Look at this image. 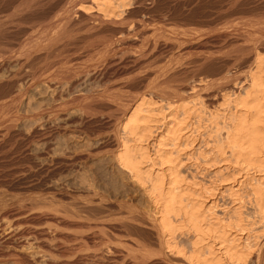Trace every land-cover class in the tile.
Masks as SVG:
<instances>
[{"label": "rangeland", "instance_id": "1", "mask_svg": "<svg viewBox=\"0 0 264 264\" xmlns=\"http://www.w3.org/2000/svg\"><path fill=\"white\" fill-rule=\"evenodd\" d=\"M74 1L78 2L79 9L81 10L86 9L87 4L89 3L87 0ZM263 1L264 0H131L128 9L124 13L125 15L123 14L124 16L122 15V18H114L116 22L113 21V18H108L107 20L112 19L110 20L112 22L108 21L107 27L98 28L96 29V32L92 31L87 34V32L77 31V35L75 33L74 36L76 43L79 44L80 41L88 39L89 43L84 46L80 45L79 49L74 51L61 52L59 54L60 57H51L50 61L52 60L62 63L58 66V70L67 72L78 66L77 64L85 63L88 61L87 58L85 59L88 51L89 53L95 52V54H98V56L90 61V63L96 65L97 67L106 62L107 59H113L114 61L121 59L128 60V57L134 56L135 54L136 55L134 57L137 61L140 59L138 62L141 61L140 63H142L143 66H146L149 62L148 59L150 62L146 67H144L146 69H144L142 74L143 78L141 77V79H132V75H120L118 77L112 76V78H109L111 80L108 79L105 82L99 80L90 81L87 83L88 85L86 84L88 87H85L82 92L79 88H77L72 94H77L78 92L84 93L85 91L86 94L84 93L81 95L80 100L73 104L69 102L72 95L67 91V80H62L61 86L63 94L61 95V102L67 103L66 106L61 107L56 113L47 112V116H38L37 119H35V122L30 120L31 118H28L23 121L17 129H14V131L12 130L13 132H6L5 127L3 129V126H0V220H3L6 224L11 223L12 229L15 232L19 231V233H23L25 235L23 237L24 240L21 241L20 237V239L16 240L12 246H5L3 241L0 239V247H6L7 250L9 249L8 252L5 251L7 252L6 254L13 253L11 255L9 254V256L5 253L4 255H0V264H62L63 262V264H188L187 257L189 258L191 255L187 256V254L189 255L190 252L193 253V250H198L199 252L203 249L206 254H204L203 251L201 254L199 252L200 257H203V255V258H206V256L208 257V253L211 250V252H214H210L214 256H211V259L215 257L217 258L218 256L221 262H223L222 264H234L228 257H224L221 253L217 252V243H223L226 238L233 240V245L230 243L232 241L227 239L223 243L225 244L223 245L224 247H227L230 244V246L238 244L237 246L240 247H238V250L242 249L241 251L244 253H250L246 264H264V221L256 215L255 205L253 203L254 201L251 200L253 198L250 195L252 191L258 188V184L261 183V185H264V169H261L262 172L257 174L255 170L258 169L253 170L255 167L253 168V166H249L244 163L242 159L233 157L230 154V150H226L227 152L225 151L226 155L225 152L221 153L214 139L215 123L221 122V116L228 114L225 110H227L228 98H226V96L228 95L227 93L229 90L224 91V88L221 87L220 89L219 86H216L222 77L218 70L225 65L227 71H230H228L229 73L238 75L240 71L245 68V66L254 61V50H248L249 48H254L256 40L261 36V29L264 27ZM1 11L0 17H3L5 15V8L2 7ZM249 21H251V23H249ZM256 21L258 22L256 23ZM128 24L130 25L129 27L126 26ZM262 25L263 27H261ZM131 26L136 28H132ZM184 29H188V31L194 33V35L191 37L184 35L183 33L187 31H184ZM196 33H199V35ZM165 34L168 37L170 35L172 39L167 38ZM166 41L168 43H166ZM191 41L194 44L192 43L189 45ZM158 43L161 44L158 45ZM104 44H108L106 46L109 49L108 52L111 54H108V52L107 54L99 53L100 50L104 48L101 47L104 46ZM66 53L68 54L67 57L71 58L70 60H75L73 63H66ZM56 54L58 55V53ZM80 54L81 56H79ZM262 55L264 56V53ZM75 63L77 64L75 65ZM166 71L168 72L166 73ZM36 89V91L33 90L30 94V107L28 109L29 115L39 113V108L40 110H42L41 108H43V110L47 109V107L54 102L52 93H50L52 92L51 90L45 88L44 86ZM217 93L221 95L222 93L225 94L223 95L225 98L221 95L217 96ZM48 94L50 95L48 96ZM180 96H182V99ZM10 99L12 98H5L4 101H9ZM48 100H50L51 103ZM31 102L33 104H31ZM85 104L87 107L84 106ZM140 104L142 106L145 105L143 107L144 109L151 108L150 114H152V118L155 120H159L163 115H167V109L169 106V108L172 109L179 107L180 110L182 109V111L184 110L188 112L189 115L186 117L183 116V113H180L177 115L176 119H174L175 121L177 120V122L181 121V119H185L183 124H186V126L181 124L178 127L173 124L175 128L181 127L185 130L181 132V139H179L178 142L176 141V143L174 142V147L173 143L171 145V143L165 142L167 145L165 148L167 153L166 157L170 156V160H174V162H172L173 165H171L174 169H176V176L174 175L170 177V171H166L165 168L167 165L160 166L157 159L156 161L158 164L154 170L155 172L153 171L152 174L149 172V174H145L149 175L148 178L151 180L152 178L154 180L158 174L163 177L167 184L171 182V185H173L172 188H167L169 190L174 189V192H179V190H181L179 195L181 194V199L183 198L182 202L184 205L188 206L193 204V202V205L196 207L197 205L198 207L200 205L201 211L203 212L202 215L206 218V220L204 218V225L206 226L208 224V228H211L212 230H217V228H219L218 230L221 233H219L220 235L223 233L226 234L222 235L224 238L223 240H214V234H208L210 237L207 235L208 237L205 236V239L203 238L201 240L202 242H199L200 240L197 239L198 241H196L193 236L189 235L187 229H182L180 233L176 232L174 235L171 234L170 237H167L168 239L170 238L168 240L165 238L166 236L164 237L160 234L157 220L153 219L155 218L153 216L158 211V206H156L155 201L149 194L151 189V186L149 185L150 180L145 177V174L143 178H146L149 181L144 179V186L137 182L129 172L121 168V166H119V164L113 159V155H106L107 157L103 156L102 158V155L96 154L95 152L89 153L90 151H88V149H90L93 144L92 141L94 137H91L89 134H84L82 132V128H86L88 126L89 130L93 133H96L98 130L95 135H99V133H101L99 136V138L101 137V140H104L108 136H110V138H114L122 120L121 111H117V109L121 110L123 108H127L128 106L132 108ZM204 104L208 108H205ZM88 105L90 107H96L98 114L96 112V114H90L88 110L90 107ZM203 108L206 113L202 110ZM115 110L117 112H115ZM25 111L26 108L23 109V112ZM35 111L37 113H35ZM204 113L206 115H204ZM154 114L156 116H154ZM243 116L246 117V113L243 114ZM60 117H63L65 120H59L58 118ZM200 118H202V121ZM211 118H216L213 119L215 120L213 121V124L211 123ZM218 118L219 120H217ZM83 119L86 121L84 122ZM57 120L60 121V124ZM177 122H175V124ZM33 123L34 125H31ZM40 125L43 127L41 128ZM48 126L50 128L49 130L46 128ZM114 126L115 128L112 129ZM34 127L38 128V130L41 128L40 131L44 133L48 130L46 133L47 135L44 134L45 136L41 137L42 139L38 138L39 141L35 139L30 142L29 144L31 145L28 144L26 146L28 148H25L19 137L11 139V135L13 136L14 133H21L24 136H27V134L29 135V133L31 134L32 130H30V128L33 129ZM65 127L67 128L66 130ZM68 130H70V132ZM49 132L50 134H48ZM157 132L160 133V131ZM148 140V144L150 145V154L153 157L159 137L157 140L152 138ZM81 142L83 144H81ZM50 143H52V150L54 149V153L56 154L48 156L44 152H46V148L48 147L47 144L51 145ZM61 143H66L67 146L66 144L63 145ZM58 145H60L59 148ZM153 147H155V150ZM75 148L78 152L83 153V156L89 155L86 157L87 159L85 158L86 160L83 159L75 163L73 162V164L72 162L70 163L68 159H71L72 153L76 151ZM79 148H82L83 150ZM61 151L64 152L63 155ZM163 155H165V153ZM66 157L67 159H65ZM153 158L155 159L156 157ZM243 163L248 166V169ZM53 164L56 165L53 166ZM81 164L82 166H80ZM145 165L144 171H148L146 169L149 166L148 164ZM49 166L50 168L52 166L53 167L50 169ZM157 169L160 170L156 174ZM21 170H26L27 172H22ZM174 177H177L179 180L174 179ZM171 179L172 181H170ZM174 180L180 182L178 183L175 181L174 183ZM171 185L168 184V186ZM256 186L257 188H255ZM253 188L254 190H252ZM115 205L117 209L115 208ZM106 206H110V208H105ZM7 212H10V214L6 217L5 215ZM122 216L125 217V219L129 218L125 220ZM116 218H120L119 222L122 218L121 224L119 222L117 223ZM176 219L177 218L174 219L173 217L170 219L173 221L172 224L170 223L173 227L177 222L181 223L182 221L181 218ZM112 220H116L114 221L116 224ZM124 220L126 222L125 224ZM129 220L131 223L135 222L130 226L129 224L131 223ZM135 223L138 225H135ZM145 223L150 224L147 226ZM121 227H124V229ZM148 227L151 228L149 229ZM33 229L36 231H38V229L39 231L45 230V237L48 238V243H46L48 246L45 245L47 249H45V247H43L44 249L42 247H37V240L28 235L29 230ZM173 232L174 230L171 233ZM219 234L215 236L218 237ZM172 236L173 238L171 239ZM54 240L56 241L53 242ZM203 240L206 243H203ZM214 241H216V244ZM194 242L197 243L195 244ZM49 243L51 247L49 246ZM193 243L196 246V249H194ZM53 244L55 247L52 246ZM210 245L212 248L209 249ZM56 247H58V250L55 249ZM63 247L67 250L63 249ZM39 250H41V252H39ZM63 250H65V252ZM183 253H185L184 255L186 257ZM73 259L75 260V263L73 262Z\"/></svg>", "mask_w": 264, "mask_h": 264}, {"label": "bare ground", "instance_id": "2", "mask_svg": "<svg viewBox=\"0 0 264 264\" xmlns=\"http://www.w3.org/2000/svg\"><path fill=\"white\" fill-rule=\"evenodd\" d=\"M89 3L87 4L86 9H79L78 2H75L74 0H0V11L1 8L4 7V16L0 17V126H3L2 128L6 132H11L14 129H17L20 124L25 121L28 118H31L33 122H35L38 116H44L47 112L49 113H56L61 107L66 106L67 103H62V97L63 94L62 90V80H67V91L72 95L69 102L72 104L79 101L81 98V95L84 93H81L86 86L87 83L90 81H107L112 76H120V75H132V79L137 80L138 78H143V71L144 67L148 65L150 60L148 59V63L146 66H143L142 63L138 62L137 59L134 56L128 57L129 60H118L114 61L113 59H107L106 62H104L100 66H96L92 63H90L93 58L98 56L95 52L89 53V51L86 53L85 59L87 58L88 61L82 64H77L75 68L71 69L70 71L64 72L61 70H58V66H60L62 63L58 61H50V58L54 56L57 57L61 52H68V51H74L76 49H79L80 45H87L89 42L88 40H82L79 44L76 43L74 36L75 33L78 31L82 32H89L95 31L98 28H105L107 27V23L112 22L110 20H107L108 18H114L117 17L122 18L121 16L125 13V11L128 9L131 0H87ZM229 1V0H228ZM240 1V0H238ZM261 1V0H260ZM233 2V1H232ZM257 2V1H255ZM264 2V1H263ZM228 3V2H227ZM239 3V2H237ZM253 3V2H252ZM249 4V3H248ZM82 5V4H81ZM194 5V3H193ZM231 5V4H230ZM259 5V4H258ZM257 5V6H258ZM250 6V5H249ZM84 7V6H83ZM236 7V5H235ZM253 8V7H251ZM85 10V11H83ZM264 10V9H263ZM94 11V12H92ZM2 13V11H1ZM254 14V13H252ZM258 14V13H257ZM261 14V13H259ZM125 15V14H124ZM123 15V16H124ZM263 15V14H261ZM254 16V15H253ZM258 16V15H257ZM260 17V16H259ZM257 17V18H259ZM192 18V17H191ZM200 18V17H199ZM261 18V17H260ZM264 18V17H263ZM118 19V18H117ZM183 19V18H182ZM193 19V18H192ZM262 19V18H261ZM98 20V21H97ZM121 20V19H120ZM119 20V21H120ZM123 20V19H122ZM181 20V19H180ZM253 20V19H252ZM251 20V21H252ZM195 21V20H194ZM249 21V23H251ZM261 21V20H259ZM98 22V23H97ZM116 22V21H115ZM139 22V21H138ZM142 22V21H141ZM255 22V21H254ZM252 22V23H254ZM258 21H256L257 23ZM114 23V22H113ZM121 23V21H120ZM182 23V22H181ZM236 23V22H235ZM247 23V22H246ZM136 24V23H135ZM141 24V23H140ZM139 24V25H140ZM144 24V21H143ZM147 24V23H146ZM191 24V23H189ZM123 25V24H122ZM138 25V24H137ZM142 25V24H141ZM140 25V26H141ZM179 26V24L177 23ZM193 25V24H192ZM109 26V25H108ZM129 27L130 25H126ZM144 26V25H142ZM177 26V27H178ZM185 26V25H184ZM201 26V25H200ZM258 26V25H257ZM111 27V26H110ZM121 27V26H120ZM123 27V26H122ZM132 28H136L134 26H131ZM130 27V28H131ZM182 27V26H181ZM187 27V26H186ZM191 27V26H190ZM263 27V25L261 26ZM131 28V29H132ZM140 28V27H139ZM143 28V27H142ZM148 28V27H147ZM155 28V26H154ZM180 28V27H179ZM183 28V27H182ZM194 28V27H192ZM191 28V29H192ZM260 28V27H259ZM150 29V28H149ZM176 29V28H175ZM178 29V28H177ZM129 30V29H128ZM148 30V29H147ZM157 30V29H156ZM181 30V29H180ZM187 30V31H186ZM184 29L186 32H181L186 36H193L194 33H191L188 31V29ZM196 30V28H195ZM142 31V30H141ZM135 32V31H133ZM147 32V31H146ZM154 32V30H153ZM194 32V31H193ZM196 32V31H195ZM94 33V32H93ZM99 33V32H98ZM128 33V32H127ZM148 33V32H147ZM81 34V33H80ZM91 34V33H90ZM103 34V33H102ZM113 34V33H112ZM124 34V33H123ZM122 34V35H123ZM144 34V33H142ZM156 34V33H155ZM199 35V33H196ZM201 34V33H200ZM77 35V33H76ZM105 35V34H104ZM120 35V36H122ZM138 35V34H137ZM161 35V32H160ZM166 35V34H165ZM172 35V34H171ZM197 35V36H198ZM251 35V34H250ZM261 36L256 40L254 48H249L248 51L251 49L255 52V58L252 63L245 66V68L240 71V73L232 74L227 71L225 68V65L222 66L218 71L219 74L222 76L219 82L216 86H219L224 88L225 90H229L226 95L227 100V110H225L228 114L222 115L220 118L221 122H217L219 118L216 120L217 123L215 126V141L219 147V150L221 153L225 152L226 150H230V154L233 157H237V159H242L244 163L248 164L249 166H253V170L258 174L259 172H262L261 169H264V56L262 55L264 53V27L261 29ZM136 36V35H135ZM140 36V35H139ZM145 36V35H144ZM155 36V35H153ZM167 36V35H166ZM196 36V35H195ZM228 36V35H227ZM239 36V35H238ZM246 36V35H245ZM89 37V36H88ZM101 37V35H100ZM105 37V36H104ZM125 37V36H124ZM123 37V38H124ZM147 37V36H146ZM231 37V36H230ZM243 37V36H242ZM90 38V37H89ZM99 38V37H97ZM107 38V37H106ZM115 38V37H114ZM139 38V37H136ZM167 38H171L167 36ZM105 39V38H104ZM120 39V38H119ZM125 39V38H124ZM143 39V38H141ZM160 39V38H159ZM172 39V38H171ZM108 40V39H107ZM111 40V39H110ZM122 40V38H121ZM120 40V41H121ZM127 40V39H126ZM130 40V39H129ZM128 40V41H129ZM147 40V39H146ZM150 40V38H149ZM175 40V39H174ZM177 40V39H176ZM185 40V39H184ZM123 41V40H122ZM125 41V40H124ZM132 41V40H131ZM137 41V40H134ZM133 41V42H134ZM93 42V41H92ZM99 42V41H98ZM126 42V41H125ZM145 42V41H144ZM155 42V41H154ZM161 42V41H160ZM170 42V41H169ZM100 43V42H99ZM98 43V44H99ZM102 43V42H101ZM111 43V42H109ZM136 43V42H135ZM156 43V42H155ZM166 43H168L166 41ZM193 42L191 41L190 44ZM205 43V42H204ZM63 44V45H62ZM91 44V43H90ZM89 44V47H90ZM95 44V43H94ZM161 43H158V45ZM164 44V43H163ZM170 44V43H169ZM174 44V43H171ZM194 44V43H193ZM197 44V43H196ZM251 44V43H250ZM62 45V46H61ZM102 45V44H101ZM100 45V46H101ZM108 44H104L103 49L100 50V54H107L109 49L107 48ZM126 45V44H125ZM128 45V44H127ZM136 45V44H135ZM156 45V44H154ZM165 45V44H164ZM198 45V44H197ZM205 45V44H204ZM61 46V48H60ZM96 46V44H95ZM122 46V45H121ZM157 46V45H156ZM193 46V45H192ZM191 46V47H192ZM201 46V45H199ZM120 47V46H119ZM171 47V46H170ZM195 47V46H194ZM87 48V47H86ZM121 48V47H120ZM156 48V47H154ZM241 48V47H240ZM88 49V48H87ZM100 49V47H99ZM115 49V48H114ZM162 49V48H161ZM246 49V48H245ZM145 50V49H144ZM156 50V49H155ZM159 50V49H158ZM244 50V48H243ZM141 51V50H140ZM152 51V50H151ZM165 51V50H164ZM163 51V52H164ZM174 51V50H173ZM189 51V50H188ZM246 51V50H245ZM159 52V51H158ZM162 52V51H161ZM186 52V51H185ZM58 53V55L56 54ZM110 52H108L109 54ZM148 53V52H147ZM151 53V52H150ZM156 53V52H155ZM167 53V52H166ZM188 53V52H187ZM247 53V52H246ZM67 54V53H66ZM111 54V53H110ZM146 54V53H145ZM152 54V53H151ZM163 54V53H162ZM240 54V53H239ZM65 55V54H64ZM63 55V56H64ZM77 55V54H76ZM132 55V54H131ZM158 55V54H156ZM165 55V54H164ZM262 55V56H261ZM66 55V63H73L75 60H70V57H67ZM81 56V54L79 55ZM100 56V55H99ZM121 56V55H120ZM253 56V55H252ZM60 57V56H59ZM62 57V56H61ZM119 57V56H118ZM124 57V56H123ZM144 57V56H141ZM153 57V56H152ZM160 57V56H159ZM158 57V58H159ZM138 58V57H137ZM147 58V57H146ZM145 58V59H146ZM154 58V57H153ZM161 58V57H160ZM209 58V57H208ZM207 58V59H208ZM57 59V58H56ZM82 59V58H81ZM84 59V58H83ZM116 59V58H114ZM201 59V58H200ZM206 59V60H207ZM224 59V58H223ZM253 59V58H252ZM144 60V59H143ZM210 60V58H209ZM208 60V61H209ZM250 60V59H249ZM206 61V62H208ZM212 61V60H211ZM251 61V60H250ZM64 62V61H63ZM146 62V61H145ZM210 62V61H209ZM214 62V61H213ZM212 62V63H213ZM220 63V62H219ZM249 63V62H248ZM206 64V63H205ZM204 64V65H205ZM211 64V62H210ZM150 65V64H149ZM221 65V64H220ZM223 65V64H222ZM240 65V64H239ZM181 66V65H180ZM203 66V65H202ZM210 66V65H209ZM219 66V64H218ZM205 67V66H203ZM208 67V66H206ZM234 67V66H233ZM148 68V67H147ZM171 68V67H170ZM218 68V67H217ZM179 69V68H178ZM229 69V68H228ZM169 70V68H168ZM172 70V68H171ZM175 70V69H174ZM207 70V69H206ZM168 71H166L167 73ZM170 72V71H169ZM165 73V72H164ZM163 73V75H164ZM237 73V72H236ZM154 74V73H153ZM170 74V73H169ZM185 74V73H184ZM162 75V76H163ZM168 75V74H167ZM166 77V74H165ZM169 77V76H168ZM116 78V77H115ZM145 78V77H144ZM147 78V77H146ZM171 78V77H170ZM216 78V77H215ZM218 79V78H217ZM111 80V79H109ZM172 80V79H171ZM109 82V81H108ZM97 83V82H96ZM215 83V82H214ZM66 84V83H65ZM211 84V83H210ZM88 85V84H87ZM102 85V84H101ZM206 85V84H205ZM209 85V84H208ZM44 86L45 88L51 90L52 92V98L54 102L47 107V109L39 110V113L35 111L37 114L29 115L28 109L30 107V94L33 90H35L38 87ZM107 86V85H106ZM215 86V87H216ZM66 87V85H65ZM211 87V86H210ZM209 87V88H210ZM214 87V88H215ZM79 88L81 91L79 94H72L76 89ZM107 88V87H106ZM65 89V88H64ZM196 89V88H195ZM218 89V88H217ZM37 90V89H36ZM35 90V91H36ZM40 90V88H39ZM45 90V89H44ZM88 90V89H87ZM109 90V88H108ZM119 90V89H118ZM214 90V89H213ZM48 91V90H47ZM199 91V90H198ZM219 91V90H217ZM46 92V91H45ZM48 93V92H47ZM90 93V92H89ZM104 93V92H103ZM86 94V93H85ZM175 94V93H174ZM211 94V92H210ZM218 94V93H217ZM43 95V94H42ZM50 94H48L49 96ZM179 95V94H178ZM216 95V94H215ZM221 94H218L219 96ZM225 94L222 93L221 96ZM183 96V95H182ZM182 96L181 99H182ZM41 97V96H39ZM202 97V96H201ZM213 97V96H212ZM224 97V96H223ZM222 97V98H223ZM5 98H12L9 101H4ZM35 98V97H34ZM208 98V96H207ZM211 98V97H210ZM209 98V99H210ZM217 98V97H216ZM221 98V97H220ZM225 98V97H224ZM48 99V98H47ZM95 99V98H94ZM36 100V99H35ZM43 100V99H42ZM66 100V99H65ZM44 101V100H43ZM50 101V100H48ZM94 101V100H92ZM96 101V100H95ZM151 101V100H150ZM206 101V100H205ZM210 101V100H209ZM226 101V100H225ZM36 102V101H34ZM38 102V101H37ZM207 102V101H206ZM211 102V101H210ZM45 103V102H44ZM51 103V101H50ZM92 103V102H91ZM205 103V102H203ZM31 104H33L31 102ZM40 104V103H39ZM94 104V103H93ZM143 104V103H142ZM192 104V103H191ZM36 105V104H35ZM70 105V104H69ZM90 105V104H89ZM88 105V106H89ZM100 105V104H99ZM196 105V104H195ZM203 105V104H202ZM205 105V104H204ZM210 105V104H209ZM43 106V104H42ZM86 106V104L84 105ZM103 106V105H102ZM145 106V105H144ZM141 104L136 107H130L123 109H117V111H121L122 120L118 127L117 134L115 133L114 138H110L108 136L104 140L100 139L99 135H95L96 133L89 130V127L82 128V132L86 135L93 136V144L91 145L90 149L88 151L95 152L96 154L102 155L105 157L106 155H113V159L116 161V163L121 166V168L125 169L127 172H129L132 177L139 182L141 185L145 186L144 179L148 178L149 175H146L145 173H153L155 168L157 167V164L159 163L160 166L167 165L166 171H170V177L177 174L176 169L172 167L174 160H170V156L166 157V151L165 148L167 147L165 142L173 143V147L178 142L179 139H181V132L184 130L181 127L175 128V126L184 125V120L181 119V121L177 120L175 121L178 114H182L183 116L189 115L187 111H182L180 108L176 107V109L169 108L167 109V115H163L161 119L155 120L152 118L151 108L150 109H144ZM174 106V105H173ZM87 107V106H86ZM90 107V106H89ZM142 107V108H141ZM205 108L206 105L204 106ZM26 108V111L23 112V109ZM35 108V107H33ZM45 108V107H44ZM84 108V107H83ZM100 108V107H99ZM147 108V106H146ZM202 108V106H201ZM74 109V108H73ZM72 110V109H71ZM70 110V111H71ZM84 110V109H83ZM90 114L97 113L96 107L94 108L91 106L89 109ZM87 110V111H88ZM154 110V109H153ZM204 110V108L202 109ZM86 111V110H85ZM99 111V110H98ZM101 111V110H100ZM115 110V112H117ZM182 111V112H181ZM84 112V111H83ZM96 112V113H95ZM154 112V111H153ZM203 112V111H202ZM205 112V110H204ZM211 112V111H210ZM246 113V117L243 116V113ZM73 113V111H72ZM102 113V112H101ZM206 113V112H205ZM204 113V115H206ZM243 113V114H242ZM248 113V114H247ZM66 114V113H65ZM74 114V113H73ZM88 114V112H87ZM86 114V115H87ZM98 114V113H97ZM111 114V113H110ZM203 114V113H202ZM242 114V116H241ZM51 115V114H50ZM61 115V114H60ZM84 115V114H83ZM201 115V114H200ZM202 115V116H204ZM214 115V114H213ZM216 115V114H215ZM32 116V117H31ZM47 116V115H46ZM85 116V115H84ZM83 116V117H84ZM154 116H156L154 114ZM161 116V115H159ZM50 117V116H49ZM53 117V116H51ZM64 117V116H63ZM63 117L58 118L59 120L63 121L65 120ZM117 117V116H116ZM212 117V116H211ZM214 117V116H213ZM44 118V117H42ZM47 118V117H45ZM92 118V117H91ZM184 118V117H183ZM39 119V118H38ZM41 119V118H40ZM50 119V118H48ZM82 119V118H81ZM96 119V118H94ZM189 119V118H188ZM202 121V118H200ZM216 119V118H213ZM209 121L213 124V121ZM57 120V121H59ZM84 120V119H83ZM90 120V119H89ZM100 120V119H99ZM107 120V119H106ZM173 120V121H172ZM210 120V119H208ZM207 120V121H208ZM29 121V120H28ZM49 121V120H48ZM86 120H84L85 122ZM112 121V120H111ZM116 121V120H115ZM205 121V120H204ZM45 122V121H44ZM43 122V123H44ZM54 122V121H53ZM79 122V121H78ZM89 122V121H88ZM109 122V121H108ZM175 122H177L175 124ZM30 123V122H29ZM49 123V122H47ZM46 123V124H47ZM97 123V122H96ZM106 123V122H105ZM208 123V122H207ZM60 124V121H59ZM66 124V123H65ZM91 124V123H90ZM110 124V122H109ZM112 124V123H111ZM117 124V123H116ZM29 125V124H28ZM31 125H34L31 124ZM50 125V124H49ZM53 125V123H52ZM69 125V124H68ZM160 125V126H158ZM41 126V125H40ZM39 126V127H40ZM44 126V124H43ZM41 126V128L43 127ZM93 126V125H92ZM109 126V125H108ZM186 126V124L184 125ZM183 126V127H184ZM198 126V125H197ZM212 126V125H211ZM33 127V126H32ZM51 127V126H50ZM56 127V126H55ZM80 127V126H79ZM94 127V126H93ZM28 128V127H27ZM41 128H39L41 130ZM48 130L50 129L49 126L46 127ZM45 128V129H46ZM60 128V127H59ZM63 128V127H62ZM61 128V129H62ZM76 128V127H75ZM91 128V127H90ZM115 126L112 128L114 129ZM211 128V127H210ZM46 129V130H47ZM64 129V128H63ZM67 128L65 127V130ZM72 129V128H70ZM77 129V128H76ZM102 129V128H101ZM195 129V128H194ZM31 134H27V136L22 135L21 133L15 134L12 136L11 139L14 138H20L22 144L25 146V148L30 142L37 139H42L41 137H44L47 135L46 133L38 130V128L34 127ZM92 130V128H91ZM105 130V129H104ZM203 130V129H202ZM209 130V129H208ZM12 131V132H13ZM70 132V130H68ZM76 131V130H75ZM106 131V130H105ZM157 131H160L158 133ZM185 131V130H184ZM187 131V130H186ZM22 132V131H21ZM29 132V131H28ZM61 132V131H60ZM64 132V131H63ZM103 132V130H102ZM109 132V131H108ZM23 133V132H22ZM27 133V132H26ZM25 133V134H26ZM74 133V132H73ZM80 133V132H78ZM158 133V134H157ZM45 134V135H44ZM50 134V132L48 133ZM58 134V133H57ZM83 134V138H84ZM107 134V133H106ZM155 134V136H154ZM54 136V135H53ZM52 136V137H53ZM56 136V135H55ZM60 136V135H59ZM76 136V135H75ZM212 136V135H211ZM9 137V136H8ZM88 137V136H87ZM154 137V138H153ZM159 137V140L157 141L156 148L153 147L154 156L155 159L150 154V145L148 144V139L152 138L154 140H157ZM61 138V137H60ZM9 139V138H8ZM51 139V138H50ZM57 139V138H56ZM59 139V137H58ZM86 139V137H85ZM90 139V138H89ZM48 140V139H47ZM60 140V139H59ZM88 140V139H87ZM5 141V140H4ZM7 141V140H6ZM50 141V140H49ZM48 141V142H49ZM54 141V140H53ZM58 141V140H57ZM75 141V140H74ZM83 141V139H82ZM86 141V140H85ZM91 141V140H90ZM181 141V140H180ZM1 142V141H0ZM18 142V141H17ZM41 142V141H40ZM39 142V143H40ZM47 142V141H46ZM88 142V141H87ZM90 142V143H92ZM175 142V143H174ZM12 143V142H11ZM10 143V144H11ZM34 143V142H33ZM53 143V142H52ZM52 143L51 145L47 144L48 147L46 148V155H55L54 149ZM58 143V142H57ZM77 143V142H76ZM37 144V143H36ZM63 144V143H61ZM66 144V143H65ZM63 144V145H65ZM72 144V143H71ZM70 144V145H71ZM75 144V143H74ZM81 144H83L81 142ZM8 145V143H7ZM31 145V144H29ZM155 145V144H154ZM60 145H58L59 148ZM67 146V144H66ZM76 146V145H75ZM78 146V145H77ZM89 146V145H88ZM177 146V145H176ZM9 147V145H8ZM32 147V146H30ZM74 147V146H73ZM83 147V145H82ZM171 147V146H170ZM217 147V146H216ZM1 148V147H0ZM3 148V146H2ZM6 148V147H5ZM57 148V146H56ZM87 148V147H85ZM116 148V149H115ZM32 149V148H30ZM62 149V148H61ZM65 149V148H64ZM70 149V148H69ZM82 149V148H79ZM188 149V148H187ZM4 150V148H3ZM58 150V149H56ZM55 150V151H56ZM76 150V148H75ZM83 150V149H82ZM117 150V151H116ZM119 150V151H118ZM218 150V149H217ZM218 150V151H219ZM8 151V150H7ZM6 151V152H7ZM25 151V150H24ZM23 151V152H24ZM31 151V150H30ZM40 151V150H39ZM174 151V150H173ZM62 152V151H61ZM68 152V151H67ZM227 152V151H226ZM225 152V155H226ZM38 153V152H36ZM64 152H62L63 155ZM165 153V155H163ZM173 153V152H172ZM33 154V153H31ZM58 154V153H57ZM60 154V152H59ZM153 154V153H152ZM38 155V154H37ZM43 155V154H42ZM67 155V154H66ZM71 155V154H70ZM88 155V154H87ZM91 155V154H90ZM222 155V154H221ZM228 155V154H227ZM85 156V155H84ZM83 156V153L78 152L77 150L72 153L71 159H68L70 163L78 162L83 159H85L88 156ZM94 156V154H93ZM199 156V155H198ZM229 156V155H228ZM40 157V156H38ZM37 157V158H38ZM53 157V156H52ZM51 157V158H52ZM65 157V156H64ZM107 157V156H106ZM62 158V157H61ZM174 158V157H173ZM232 158V157H231ZM42 159V158H41ZM48 159V158H47ZM56 159V158H55ZM54 159V160H55ZM67 159V157L65 158ZM87 159V158H86ZM85 159V160H86ZM100 159V158H99ZM112 159V158H111ZM158 160V163L156 161ZM49 160V159H48ZM59 160V159H58ZM64 160V159H63ZM90 160V159H89ZM205 160V158H204ZM42 161V160H41ZM45 161V160H44ZM50 161V160H49ZM188 161V160H187ZM238 161V160H237ZM43 162V161H42ZM113 162V161H112ZM50 163V162H49ZM55 163V162H54ZM66 163V162H64ZM243 163V164H244ZM30 164V163H29ZM38 164V163H37ZM42 164V163H41ZM69 164V163H68ZM86 164V163H85ZM148 164V168L144 171V165ZM172 164V165H171ZM175 164V163H174ZM183 164V163H182ZM185 164V163H184ZM33 165V164H32ZM43 165V164H42ZM47 165V164H46ZM56 164H53V166ZM78 165V164H77ZM201 165V164H200ZM245 165V164H244ZM52 166V167H53ZM60 166V165H59ZM58 166V167H59ZM82 166V164L80 165ZM146 166V165H145ZM159 166V167H160ZM246 166V165H245ZM51 167V168H52ZM248 166H246L247 168ZM39 168V167H38ZM50 168V166H49ZM50 168V169H51ZM81 168V167H80ZM179 168V167H178ZM37 169V168H36ZM41 169V168H39ZM48 169V167H47ZM46 169V170H47ZM248 169V168H247ZM30 170V169H29ZM43 170V169H42ZM41 170V171H42ZM56 170V169H55ZM160 169H157L156 174L158 173ZM165 170V169H164ZM178 170V169H177ZM227 170V169H226ZM252 170V171H253ZM22 171V170H21ZM26 171V170H23ZM22 171V172H23ZM48 171V170H47ZM165 171V172H166ZM250 171V168H249ZM27 172V171H26ZM155 172V171H154ZM164 172V173H165ZM180 172V170H179ZM33 173V172H32ZM43 173V172H42ZM45 173V172H44ZM47 173V172H46ZM148 173V174H149ZM161 173V172H160ZM163 173V172H162ZM168 173V174H169ZM255 173V174H256ZM264 173V172H263ZM22 174V173H21ZM31 174V173H30ZM29 174V176H30ZM35 174V173H34ZM40 174V173H39ZM53 174V173H52ZM145 174L146 178H143ZM150 174V176H151ZM254 174V173H253ZM261 174V173H260ZM23 175V174H22ZM179 175V174H178ZM11 176V175H10ZM28 176V175H27ZM48 176V175H47ZM176 176V175H175ZM22 177V176H21ZM31 177V176H30ZM152 177V176H151ZM150 177V178H151ZM178 177V176H177ZM177 177H174V179L179 180ZM24 178V177H23ZM22 178V179H23ZM29 178V177H27ZM155 178V177H154ZM180 178V177H179ZM18 179V178H17ZM149 179V178H148ZM195 179V178H194ZM147 180V179H146ZM150 180V181H149ZM149 186L150 192L149 194L155 201L156 206H158V211L153 216L155 220H157L158 228L160 231V234L163 235L165 238L170 237L171 234L174 235V233H180L182 229H187V232H189V235L193 236L196 241L200 240L199 242H202L201 240L207 236L208 234H214L213 237H215L214 240H223L222 235H226L223 233L220 235L219 228L212 230L211 228H208V224L205 226V220L206 218L203 217L201 206L197 205L194 206L193 204H190L188 206L183 204V198L181 199V194L179 195V192L181 190L174 192V189H168L167 187H171L172 179L168 183L171 186H168L167 182L163 179L161 175L157 174V177L153 180L149 179ZM146 181V182H147ZM176 180H174L175 183ZM57 182V181H56ZM87 182V181H86ZM180 182V181H176ZM173 183V184H174ZM182 184V182H181ZM147 185V184H146ZM179 185V184H178ZM260 185V186H259ZM175 186V185H174ZM258 186V188H257ZM254 190H252V193L250 194L252 196L255 205V212L258 217L264 221V185L258 184ZM176 187V186H175ZM173 187V188H175ZM201 187V186H200ZM176 189V188H175ZM149 191V190H148ZM25 193V192H24ZM184 193V192H183ZM182 193V194H183ZM196 193V192H195ZM193 195V194H192ZM192 197V196H190ZM58 198V197H57ZM187 200V199H186ZM191 200V199H190ZM204 200V199H203ZM105 201V200H104ZM185 201V200H184ZM189 201V200H188ZM187 201V202H188ZM195 201V200H194ZM242 201V200H241ZM30 202V201H29ZM106 202V201H105ZM110 202V201H109ZM5 203V202H4ZM48 203V202H47ZM6 205V204H5ZM202 205V204H201ZM118 206V205H117ZM242 206V205H241ZM110 208V206H106L105 208ZM113 207V206H112ZM120 207V206H119ZM123 207V206H122ZM40 208V207H39ZM116 208V205H115ZM117 209V208H116ZM121 209V207H120ZM119 209V210H120ZM111 210V209H110ZM8 211V210H7ZM10 212L6 213V217L9 216ZM118 214V213H117ZM148 215V214H147ZM211 215V214H210ZM225 216V215H224ZM117 217V216H116ZM123 217V216H122ZM181 218V223H173L175 224L174 227L172 224L173 221H171V218ZM257 217V216H256ZM127 218V217H126ZM129 218V217H128ZM127 218V219H128ZM133 218V217H132ZM131 218V219H132ZM138 218V217H137ZM205 218V220H204ZM230 218V217H229ZM238 218V217H237ZM117 219V218H116ZM120 219V218H119ZM119 219H117V223L119 222ZM125 219V217H123ZM125 219V220H127ZM130 219V220H131ZM134 219V218H133ZM144 219V218H143ZM176 219V220H177ZM19 220V219H18ZM122 220V218H121ZM120 220V224H121ZM124 220V224L126 223ZM129 222L131 223V221ZM137 220V219H135ZM113 221V220H112ZM116 221V220H114ZM113 221V222H114ZM208 221V220H207ZM206 221V222H207ZM220 221V220H219ZM111 222V223H113ZM135 222V221H134ZM132 222V223H134ZM143 222V221H142ZM223 222V221H222ZM18 223V222H17ZM110 223V224H111ZM116 224V222H114ZM128 223V222H127ZM129 224L130 226L132 225ZM154 223V222H153ZM171 223V224H170ZM11 224V223H10ZM9 223L6 224L3 222V220H0V239L3 241L5 246H12L14 242L21 237V241L24 240L23 237L25 236L23 233L15 232L12 229V224ZM123 224V223H122ZM147 223H145L146 225ZM150 224V223H148ZM147 224V226H148ZM229 224V223H228ZM14 225V224H13ZM135 225H138L135 223ZM142 225V223H141ZM144 225V224H143ZM177 225V226H176ZM210 225V224H209ZM212 225V224H211ZM119 226V225H118ZM117 226V227H118ZM123 226V225H122ZM226 226V225H225ZM239 226V225H238ZM112 227V226H111ZM126 227V225H125ZM136 227V226H134ZM146 227V226H144ZM152 227V226H151ZM150 227V228H151ZM212 227V226H211ZM113 228V227H112ZM120 228V226H119ZM124 229V227H121ZM129 228V227H127ZM149 228V227H148ZM149 228V229H150ZM213 228V227H212ZM228 228V227H227ZM25 229V228H24ZM37 229V228H36ZM126 229V228H125ZM133 229V228H132ZM147 229V228H145ZM221 229V228H220ZM230 229V228H229ZM121 230V229H120ZM130 230V229H129ZM174 230L173 233H171ZM226 230V229H225ZM224 230V231H225ZM23 231V230H22ZM45 230L43 231H36V230H29L28 235L32 236L37 240V247H45L48 246L46 243H48V238L45 237ZM123 231V230H122ZM125 231V230H124ZM128 231V229H127ZM222 231V232H224ZM243 231V230H242ZM154 232V231H151ZM25 233V232H24ZM186 233V232H185ZM220 233V234H219ZM228 233V232H227ZM154 234V233H153ZM182 234V233H181ZM187 234V233H186ZM216 237L215 235H218ZM157 235V233H156ZM159 235V234H158ZM188 235V234H187ZM211 235V236H212ZM47 236V235H46ZM160 236V235H159ZM209 236V235H208ZM207 236V237H208ZM210 237V236H209ZM144 238V237H143ZM160 238V237H159ZM173 236L171 237V239ZM212 238V237H211ZM226 238V236H225ZM231 238V237H230ZM124 239V238H123ZM168 239V238H167ZM170 239V238H169ZM168 239V240H169ZM198 239V240H197ZM205 239V238H204ZM212 239V240H213ZM228 238H226L227 240ZM260 239V238H259ZM34 240V241H35ZM165 240V239H164ZM194 240V241H195ZM224 240V242L226 241ZM229 240V239H228ZM54 240L53 242H55ZM177 241V240H176ZM232 241L233 245V240ZM19 242V241H18ZM17 242V244H18ZM216 241H214L215 243ZM223 242V243H224ZM228 242V241H227ZM22 243V242H21ZM52 243V242H51ZM195 244L197 242H194ZM193 243V245H194ZM203 243H206L203 240ZM202 243V244H203ZM223 243L218 242V248L219 253L222 254L224 257H228L230 261H232L234 264H246L250 253H244L241 250H238V247L236 244L235 246H227L224 247ZM229 243V242H228ZM16 244V245H17ZM23 244V243H22ZM28 244V242H27ZM56 244V243H55ZM192 244V242H191ZM201 244V243H200ZM198 244V245H200ZM216 244V243H215ZM26 245V242H25ZM39 245V246H38ZM46 245V246H45ZM57 245V244H56ZM125 245V244H124ZM169 245V244H168ZM192 245V246H193ZM197 245V246H198ZM49 246L51 247L50 243ZM54 246V244L52 245ZM59 246V245H58ZM205 246V245H204ZM203 246V248H204ZM256 246V245H255ZM14 247V246H13ZM22 247V246H21ZM25 247V246H24ZM55 247V246H54ZM194 249H196L195 245L193 246ZM206 247V246H205ZM209 247V246H207ZM224 247V248H223ZM6 248V247H5ZM0 247V255H4L8 252L7 248ZM31 248V247H30ZM49 248V247H48ZM56 247L55 249H57ZM198 248V247H197ZM200 248V247H199ZM202 248V249H203ZM212 248L211 245L209 249ZM214 248V247H213ZM215 248V249H216ZM240 248V247H239ZM40 249V248H37ZM44 249V248H43ZM54 249V248H52ZM61 249V248H60ZM65 249V247H63ZM193 249V248H192ZM191 249V250H192ZM201 249V250H202ZM62 250V249H61ZM67 250V249H65ZM65 250H63L65 252ZM133 250V249H132ZM200 250V249H199ZM204 250V249H203ZM202 250V251H203ZM206 250V249H205ZM214 250V249H213ZM7 251V252H5ZM48 251V250H47ZM51 251V250H50ZM55 251V250H54ZM202 251H199L200 254ZM216 251V250H215ZM10 252V251H9ZM41 252V250H39ZM59 252V251H58ZM57 252V253H58ZM183 252V251H182ZM198 250H193V253L190 252V254L187 256V263L188 264H222L220 258L217 256V258H212L213 254H211V250L207 253L208 257L203 258L199 256ZM37 253V252H36ZM35 253V254H36ZM61 253V252H60ZM67 253V252H66ZM181 253V252H180ZM192 253V254H191ZM204 254L206 252L203 251ZM214 253V252H213ZM10 255L13 253H9ZM9 254H6L9 256ZM40 254V253H39ZM46 254V253H41ZM51 254V253H50ZM62 254V253H61ZM185 253H183L184 255ZM48 255V254H47ZM56 255V253H55ZM59 255V254H58ZM68 255V254H67ZM65 255V256H67ZM182 255V256H183ZM42 256V255H41ZM40 256V257H41ZM50 256V255H48ZM61 256V255H60ZM69 256V255H68ZM185 256V255H184ZM6 257V256H5ZM14 257V256H13ZM43 257V256H42ZM46 257V256H45ZM53 257V256H52ZM64 257V256H63ZM186 257V256H185ZM210 257V259H209ZM214 257V256H213ZM36 258V257H35ZM44 258V257H43ZM49 258V257H48ZM61 258V257H60ZM66 258V257H65ZM227 258V259H228ZM25 259V258H24ZM30 259V258H29ZM42 259V258H41ZM75 259V258H74ZM73 259V260H74ZM44 260V259H43ZM50 260V259H49ZM72 260V259H70ZM76 260V259H75ZM75 260L73 261L75 263ZM186 260V259H185ZM69 261V259H68ZM77 261V260H76ZM163 261V260H162ZM66 262V260H65ZM138 262V261H137ZM144 262V261H143ZM64 263V262H63ZM62 263V264H63ZM68 263V262H67ZM66 264V263H65ZM70 264V263H68ZM73 264V263H72ZM232 264V263H231Z\"/></svg>", "mask_w": 264, "mask_h": 264}]
</instances>
